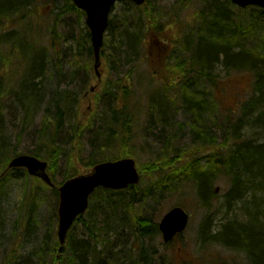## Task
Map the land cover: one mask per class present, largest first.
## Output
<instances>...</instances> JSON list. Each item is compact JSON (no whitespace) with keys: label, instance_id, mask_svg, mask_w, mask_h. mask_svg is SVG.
<instances>
[{"label":"trees","instance_id":"trees-1","mask_svg":"<svg viewBox=\"0 0 264 264\" xmlns=\"http://www.w3.org/2000/svg\"><path fill=\"white\" fill-rule=\"evenodd\" d=\"M152 1L147 0L142 7L124 2L132 5L128 9L132 13L135 14V9L139 11L135 19L136 32L130 31L128 17H125L122 26L116 22L117 17L110 18L102 49V72L103 75L107 72L109 81H105L106 86L101 90V95L108 99L109 109L108 114L99 119L82 115V97L63 87V83L57 82L55 85V79L64 76L63 59L67 55L65 42L69 39V36L63 38L65 33L59 31V27L72 15L76 18L75 30H80L78 34L71 36L75 52L71 49L70 60L66 64L74 69V65L80 63L78 66L86 72L87 79L95 78L91 34L84 22L86 15L76 8L72 0H54V23L50 28L46 50L39 46L41 36L37 38V42L25 46L22 45L21 41L24 40H21L18 29L1 33L3 39L0 37V63L3 60V65L6 64L3 67L10 71L17 68L24 70L20 77V88L13 91L23 111V125L29 122L31 113L39 107L38 104L45 105L38 136L41 144L47 146V152L43 154L41 149H35L27 154L38 158L46 156L54 178L60 164H64L66 173L62 182L89 172L99 162L122 157L119 156L121 152L129 156L133 154L132 150L141 140V132L137 129L141 118L153 114L154 109L153 106H142L132 87L134 58L139 56L142 43L149 37L155 40L156 36H162L174 45L171 48L172 60L166 70L178 82L182 98L180 104L176 101L167 103L169 100L160 99L159 108L167 112V116L162 118L158 113V120L149 123V128L153 129L152 123H155V128L161 129L163 133L160 139L164 141L161 143L162 152L159 158L153 163L138 166L142 174L139 185L123 191L98 189L90 199L87 213L77 220L63 247L56 235L58 191L57 188L53 189L55 225L52 231L45 233L39 243L37 257L40 264H170L168 259L157 258L154 245L160 237L158 222L153 219V215H145V209L141 208L147 201L154 202V207L156 193L167 191L177 195L186 187L195 190L201 208L207 212L200 227L205 244H219L242 251L247 255L250 264H264V206L261 204V197L258 199L257 209L251 207V203H245L246 223L238 222L234 218L226 220L221 231L206 237L210 229V211L216 197L214 183L218 175L230 179L231 187L226 194L229 205L234 201L243 202L246 195L253 198L264 196V142L257 143L256 139L241 138L238 132L244 127L242 123L248 119L246 127L260 130L264 134V10L256 7L242 10L230 0H179L176 15L197 3L205 6L203 12L207 16H200L190 34L176 38L174 34L172 36L166 33L164 27L168 21H160L155 9L151 7ZM34 2L0 0V29L11 25L9 22L16 23L27 19ZM58 2L63 5L59 6ZM182 40L187 41L183 44ZM5 44L8 45L6 49ZM130 64V69L122 74L121 68ZM219 66L228 73L246 70L254 73L257 78L255 94L248 105H244L243 117L237 123L228 116L229 119L224 118L220 158L214 154L210 156L208 165L201 163L196 156L203 149L212 147V151L215 148L212 146L214 135L196 130L191 131L192 136H197V140L190 147L188 160H182V157L172 154L174 143L182 140L185 135L180 131L182 125L174 123L175 116L184 111L185 117L190 115L191 119L199 122V116L207 115L204 113V110L207 111L206 105L201 102L204 98L202 94L205 93L201 90V85L208 82L213 89L217 87L218 79L214 72ZM5 68L1 72H6ZM73 72L75 74L78 71L74 69ZM10 78H0V115L4 112L2 100L8 92L6 84ZM48 86L53 88L50 98L47 95ZM86 114L89 115L88 110ZM207 119L210 121V116ZM71 121H74L71 128L72 147L66 150L57 145V139L65 123L70 124ZM156 123L160 126L157 127ZM2 126L0 119V190L4 191L8 183L18 178L21 173L20 170L8 173L6 170L10 159L21 154L16 149L23 131L19 132L16 145L11 147L2 133ZM96 126L95 136L90 142L92 150L89 156L82 152L74 155L76 145L82 141V134ZM96 143L99 144L98 147ZM107 151L115 152L116 156H108ZM60 158L62 159L59 160ZM77 164L86 170L82 172ZM60 183L56 181L57 186ZM38 184L41 189H46L41 183ZM38 198L35 189L25 192L28 214L32 212ZM30 223L31 215L28 225ZM80 223V233L75 234L76 225ZM207 238L209 241L205 242ZM171 263L175 264L173 261Z\"/></svg>","mask_w":264,"mask_h":264},{"label":"rangeland","instance_id":"rangeland-1","mask_svg":"<svg viewBox=\"0 0 264 264\" xmlns=\"http://www.w3.org/2000/svg\"><path fill=\"white\" fill-rule=\"evenodd\" d=\"M34 1L30 16L27 15L28 18L23 21L16 23L9 22L8 24L11 25L2 28V30L0 29V37L3 39L2 32H12L14 29H18L22 38L21 40H24V42L21 41L22 45L25 44L26 46L28 43H35L38 40L37 38L41 36L42 40L40 43L38 41L39 46L46 50L50 38V28L54 23L52 20V12L54 11L55 3L54 0ZM178 2L179 0H153L151 7L155 9V14L161 22L167 23L166 21H168L164 27L166 33H170L172 36L174 34L176 38H183L186 34L191 33L200 16L204 18L207 15L203 12L205 6L197 3L181 10V12L176 15L175 13L179 9ZM58 5L62 6L63 3L58 2ZM131 6V4H126L124 2L117 3L111 17H117L116 22L121 26L126 20L125 17H128L129 19L127 20H130L129 25H131L130 31L134 30V32H136L135 19L139 11L135 9V14L132 13L128 10L132 8ZM75 25L76 18L72 15L67 17L66 22L59 27V31L65 33L63 38L69 36V39L65 42L67 55L63 59L65 63L63 71L61 70L64 76H60L58 80L55 79V85H57V82H60V84L63 83V87L70 89L75 95L82 97L80 107L82 115L84 114V116L99 119L102 118L104 114L106 116L109 109L108 99L101 95V90L106 86L105 81H109L108 74L104 71L105 74L101 82H98L96 77L89 80L83 68L78 66L80 63L74 65V69L78 71L75 74H73V67L66 64L67 61L70 60L69 56L71 49L75 52V44L71 36L72 34H78V30H80L76 29L77 32H75ZM136 34H138V32ZM168 34L167 36L170 35ZM186 41L187 40H182L183 44ZM142 44L143 46L140 49V54L139 56H135V62L132 64L135 67H132L131 84L136 97L141 100L142 106H153V114L141 118V122L137 128L141 132V140L132 150L133 154L129 156L121 152L119 156L122 157H118V159L133 158L137 161L139 167L148 162H155L162 152L161 143L164 140L160 139L163 136L161 129L158 130L155 128V123H152V126H154L153 129L149 128L150 121H157L159 114L162 118L167 116V112L165 113L160 110L158 105L159 100L163 98L169 100L167 103L176 101L178 104L182 98L178 82L166 70L168 63L172 60L171 51L173 49L171 50V48L174 46L172 41L162 36H156L155 40L149 37ZM7 46L8 45L5 44L4 49H6ZM163 51L167 52L163 53ZM178 52L180 53L181 51L178 50ZM21 60L23 59L21 58ZM1 61L0 78L5 80L11 77L6 84L8 92L4 95L2 100L4 110L0 115L3 125L2 133L4 137L7 138L11 147H14L17 143L19 132L23 131V136L16 149L18 153L23 154L35 149H41L42 153L46 154L47 146L41 144L38 136L45 105H43V103L38 104L39 107L33 110L29 122L23 125V111L13 91L20 88V80L22 79L20 77L24 73V70L22 71L17 68L15 71H10L9 68L3 67L6 66V64L3 65V60ZM130 67L131 64L128 67L125 66L121 68L122 74L123 71H128ZM4 68L6 72H1ZM14 73H16V76ZM214 74L217 75L218 79L217 87L213 89L212 85L208 82L201 85V90L205 92L204 95L208 96L207 98L202 94L204 98L201 100V102L206 105L207 111L204 110V113H207L208 116L204 114L199 116L201 117L199 122L191 119L190 115L185 117L186 114H184V111H180L175 116L174 123L179 126L182 125L180 131L181 133H185V135L182 140L174 143L172 154L182 157V160H188L190 147L193 145V142L197 140V136H192L191 131L196 132V130L205 131L208 134L211 133L214 135L212 137L213 145L211 143L209 146L212 145L215 147L217 153H219L223 141L222 125L224 118H230L234 123H237L243 117L244 105H247L252 94L254 95V86L257 78L252 73L250 74L246 71L228 73L219 66L216 68ZM94 85H98L97 92H89L90 87ZM49 87L50 86L46 89L47 95L49 94L50 98L53 88L51 89ZM86 92H89V95L84 96ZM87 110L89 115L86 114ZM209 116L210 121L207 119ZM247 121L248 119L242 123L244 127L238 131L241 138L256 139V141H258L257 143L264 142V134H262L260 130L246 127ZM73 123L74 121H71L70 124L65 123L57 139V145L66 150L72 147L71 128ZM156 126L159 127L160 125L156 123ZM96 128L97 126L82 134V141L76 145L74 155H78L79 152H82L85 156H89L92 150L90 142L95 136ZM199 138L201 137L199 136ZM96 146L98 147L99 144L96 143ZM211 148L203 149L200 151L201 153L197 154L196 157L201 160L202 164L208 165V160H210V156L213 155V152L210 151ZM108 156L113 157L116 155L115 152L110 151ZM42 159L46 160V156H43ZM61 159L62 158L59 160ZM110 159L114 160L115 158L113 157ZM78 167L82 172L86 170L80 165H78ZM65 171L66 168L64 164H60L58 172L56 171L55 174L58 183L63 181L64 174L66 173ZM38 183H40L39 180L29 176L27 177V174L22 171L18 178L12 179L8 183L4 191L0 190V264H8L9 262H11V264H40L37 257L39 243L45 236V233L52 231L55 225L53 212L55 198L51 190L41 189ZM216 187H220V190L216 193L210 211V229L207 231L206 237H210L221 231L222 225L226 220H232L234 218L238 222L246 223L247 218L244 212L245 203H248V205L251 203V207L253 206V208L257 209L259 208L258 204L261 199V204L264 206V196L258 195V198H253V196L248 195V197L246 195L247 197L245 196L243 202H234L232 210L229 213L226 194L231 187L230 179L224 175L219 176L214 189ZM32 189H35L39 198L35 201L32 212L28 214V211L26 212L28 207L27 202L24 200V195L25 192L32 191ZM154 198L157 200L154 207H152L154 202L147 201L141 209H145L143 211L145 215H150L151 217L153 215V219L157 222H159L171 208L179 205L184 207L190 214V222L187 229L180 238H177L174 243L170 245V247L165 246L161 236L157 239L154 245L157 258L168 259V262L173 261L175 264H246V255L244 253L238 254L236 251L219 244L204 243L201 237L200 227L206 218L207 212L201 208L193 188L186 187L177 195L170 194L167 191L156 193ZM262 210H264V207H262ZM30 215L31 223L28 225ZM81 226V223L76 225L75 234L80 233ZM32 229H34V231H32ZM50 234L51 232L48 233L49 236ZM208 239L209 238H207L205 242H208ZM33 240L36 241V243H34ZM129 242L132 245V238H130ZM171 262L169 263L172 264Z\"/></svg>","mask_w":264,"mask_h":264},{"label":"water","instance_id":"water-1","mask_svg":"<svg viewBox=\"0 0 264 264\" xmlns=\"http://www.w3.org/2000/svg\"><path fill=\"white\" fill-rule=\"evenodd\" d=\"M76 8L86 14V24L91 33V43L94 51V69L100 78L102 65L101 50L109 26V19L113 7L118 2L131 1L142 6L147 0H72ZM240 8L256 6L264 9V0H231ZM95 89L91 88L93 92ZM25 168L29 175L40 178L50 187L55 183L48 172L49 163L31 155H19L11 160L8 169ZM141 175L137 163L132 158L106 161L95 165L89 173L69 179L58 188L59 204L58 237L62 245L65 244L68 233L75 221L86 213L90 197L99 188L112 191L126 190L138 185ZM219 191V188L217 189ZM189 222V215L181 208L176 207L169 211L161 220L159 228L166 243L171 242L182 233Z\"/></svg>","mask_w":264,"mask_h":264},{"label":"bare ground","instance_id":"bare-ground-1","mask_svg":"<svg viewBox=\"0 0 264 264\" xmlns=\"http://www.w3.org/2000/svg\"><path fill=\"white\" fill-rule=\"evenodd\" d=\"M234 202H236V201H234ZM238 202V201H237ZM234 204V203H233ZM233 204H228L227 203V208H228V212L230 213L231 212V210H232V207H233ZM263 212H264V210H263Z\"/></svg>","mask_w":264,"mask_h":264}]
</instances>
